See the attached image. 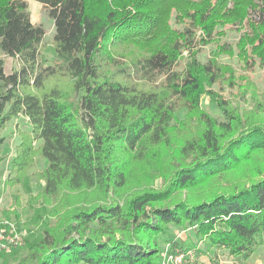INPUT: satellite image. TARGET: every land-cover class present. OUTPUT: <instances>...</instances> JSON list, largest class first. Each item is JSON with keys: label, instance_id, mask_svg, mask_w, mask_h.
Instances as JSON below:
<instances>
[{"label": "trees", "instance_id": "1", "mask_svg": "<svg viewBox=\"0 0 264 264\" xmlns=\"http://www.w3.org/2000/svg\"><path fill=\"white\" fill-rule=\"evenodd\" d=\"M29 1L53 21L51 59ZM4 57L18 68L5 72ZM256 68L264 79V0H0V164L1 132L20 117L6 181L43 158L37 198L57 218L27 243L35 264H165L178 253L217 264L220 251L245 263L264 245Z\"/></svg>", "mask_w": 264, "mask_h": 264}, {"label": "rangeland", "instance_id": "2", "mask_svg": "<svg viewBox=\"0 0 264 264\" xmlns=\"http://www.w3.org/2000/svg\"><path fill=\"white\" fill-rule=\"evenodd\" d=\"M28 10L32 22L41 24L45 29L44 41L46 45L42 48L41 53L47 58H52V48L50 40L53 34L54 25L52 19L47 15L43 6L36 1L28 2ZM228 32V31H227ZM238 34L230 30L227 33L226 41L235 42ZM209 47H202L198 52L197 58L201 61H206L208 57ZM222 62H230L225 56L221 58ZM19 66L17 57H4L5 72L9 73ZM248 80L249 85H253L258 92L264 91V79L260 69L256 68L250 73ZM224 96L229 94V91L222 92ZM249 92L245 94L243 99L239 96L238 100L242 106H249ZM204 109L210 113L216 114L215 107L203 100ZM18 129H27L25 121L16 117L6 124L5 129L1 134L5 137L2 145V153L4 160L0 164V232L12 235L13 233L19 236L16 243L9 244L0 250V264H35L34 255L27 249V243L34 244L43 235V225L49 224L54 226L57 218L50 216L48 211L53 204H47L42 198H37V195L42 189L43 181L35 176V173L40 171L46 165V161L37 156L34 164L31 166L25 178L20 183L10 185L6 178L11 169L10 159L13 155L15 145L19 141ZM162 184L161 178H155L151 185L152 188H159ZM176 233V238L183 243L187 241L196 244L200 247L201 244L196 241L193 232L190 229L180 230L173 228ZM168 248V244L162 245ZM187 254L194 258L193 251ZM217 264H238L235 258L226 255L224 251H220L217 257ZM203 263L211 264L206 259H202ZM242 264H264V245L256 249L250 258Z\"/></svg>", "mask_w": 264, "mask_h": 264}, {"label": "built area", "instance_id": "3", "mask_svg": "<svg viewBox=\"0 0 264 264\" xmlns=\"http://www.w3.org/2000/svg\"><path fill=\"white\" fill-rule=\"evenodd\" d=\"M25 120H27V118ZM18 240H19V236L17 234L13 233L12 235H8V234H4L1 231L0 232V250L9 244L16 243ZM183 260H184V254L178 253V254L166 257L164 260V263L165 264H181Z\"/></svg>", "mask_w": 264, "mask_h": 264}]
</instances>
